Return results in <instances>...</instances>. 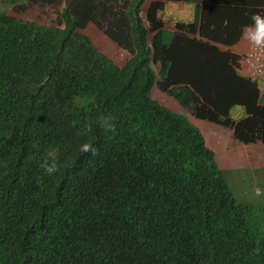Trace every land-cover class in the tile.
<instances>
[{"label":"trees","instance_id":"trees-1","mask_svg":"<svg viewBox=\"0 0 264 264\" xmlns=\"http://www.w3.org/2000/svg\"><path fill=\"white\" fill-rule=\"evenodd\" d=\"M255 15L264 0H1L0 264H264V189L244 187L264 172L238 151L221 169L190 120L264 147L231 50Z\"/></svg>","mask_w":264,"mask_h":264},{"label":"clouds","instance_id":"clouds-1","mask_svg":"<svg viewBox=\"0 0 264 264\" xmlns=\"http://www.w3.org/2000/svg\"><path fill=\"white\" fill-rule=\"evenodd\" d=\"M252 20H253V23L251 25H246L244 27L243 31H242V36H245L247 38V47H246V50L241 53L240 62L237 65V70H238L239 74L244 75L245 77H248V78H250L253 81L260 82V84H261V91L260 92L264 93V72L263 71L262 72H258L255 69H253L251 67H248L245 64L246 52L248 51V47L250 46V43L254 44L257 47L264 46V17H262L260 15H255V16H253ZM93 32L99 33L98 31H95V30H93L90 27L87 28V34L90 36L92 41H93L92 37L95 38L93 43H94V45L96 47V45H97L96 44V41H97L96 37L99 36V35H97L95 37L93 35ZM99 34H101V33H99ZM99 38H101V37L99 36ZM101 39L98 40V41L101 42V46H102V44L104 42H102ZM106 40H108V39H106ZM158 94L164 96L162 101H161V98H158L161 104L166 105V106L170 105V108L173 111H179L180 110V108L177 107V101L171 100L172 99L171 97L165 96L162 93H158ZM190 120L192 121L193 124L197 125L201 129V131H202V133H203V135L205 137L206 143H208L209 146H213V147L216 148L218 163H219L220 160H222L223 156L226 153H230L232 155L233 153L238 151V156H239V158H242V159H245V157L247 155L250 156V154L253 153L254 156H255L256 165L255 166L249 165V167H252L251 168V172L260 173V174L264 172V170H261V168H260V166H262L263 169H264V164H261V161L264 158V151L260 152V153H254L258 149L257 148L258 143H250V144L241 143L240 144V142H239L236 147H233L232 149H230L229 146H228V143H227L228 139L225 137V135H223V129L222 128H224V127L218 126L217 124H213L218 129L221 130V133L219 132V134L217 135V136H221V139L220 140H218V138L211 139V138H207L206 137L204 129H203V126H202L203 122H207V123H210V122H208L206 120H201V119H198V118H194V117H190ZM103 123H104V125H106L109 128L112 127V125L110 123H108V121H104ZM226 134H228L227 131H226ZM214 137H216V136H214ZM229 142L231 144V141H229ZM81 151L82 152H91L93 155L96 154V150L91 144L82 145ZM219 167L221 169H223V167L220 166V164H219ZM49 171H51V169H49Z\"/></svg>","mask_w":264,"mask_h":264},{"label":"rangeland","instance_id":"rangeland-1","mask_svg":"<svg viewBox=\"0 0 264 264\" xmlns=\"http://www.w3.org/2000/svg\"><path fill=\"white\" fill-rule=\"evenodd\" d=\"M16 14L20 16L19 13H16ZM40 15L41 14L39 12H35L32 15L26 16V17H32V19L36 20L37 17H39ZM45 15H46V13L45 14H42L41 17H45ZM52 16H53V14H51V16H49V17H52ZM38 20H36V21H38ZM93 35L95 37L97 35H99L102 38V39L99 38V36L96 37V39H97V41H96V44H97L96 47L98 49H100L101 51H103L104 53H106L107 55H109L110 57H112L114 60H118V61L122 60V56L120 55L121 54V51L118 48V46H116L112 42L106 40L102 34H99L97 32H93ZM92 38H93V41H94L95 38L94 37H92ZM100 39H101L102 42H104L102 44V46H101V42L98 41ZM242 42H243V40L241 42H239V43L234 44L233 46H231V49L232 50H236V49L239 50V47L241 46ZM244 50H245V47H244ZM155 94H156V97L161 98V101L163 100L164 96L159 95L157 92ZM202 126H203V129H204V132H205V135H206L207 138H211V139L218 138V140L221 139V136H217L219 134V132L221 133V130L218 129L216 126H214L211 123H207V122H203ZM222 129H223V135H225V137L228 139V142L227 143H228V146H229V144H230L229 141H231V138L226 134V131H227L226 128H222ZM214 136H216V137H214ZM263 151H264V147H259L257 149V151H255L254 153H258V152L260 153V152H263ZM222 160H223V158H222ZM222 160L219 161L220 166H223L225 164ZM246 161H249V155H247L245 157V159H243V163L246 162ZM240 169H242V168H239L236 171V174H238L237 175V178H240L241 179V178H244L245 177L244 180H247V177L245 175V170L240 171ZM240 179H238V180H240ZM256 185L259 186V188L264 189L263 186L259 185L257 182H253L252 180H248L246 182V184H244V187L247 188L246 192L248 193L249 199H251L253 197L252 189L255 188L256 191H259V188ZM235 189L236 188H234V194H235L236 198L237 199H241V197H239V194L240 193L237 192V190H235Z\"/></svg>","mask_w":264,"mask_h":264},{"label":"crops","instance_id":"crops-1","mask_svg":"<svg viewBox=\"0 0 264 264\" xmlns=\"http://www.w3.org/2000/svg\"><path fill=\"white\" fill-rule=\"evenodd\" d=\"M174 10L178 12V16H176V17H187L186 12L189 13L190 11L193 10V8L192 7H186L185 5L183 6L182 4L177 3L176 4V9H174ZM242 40H243V42H242L241 46L239 47V50H237V49L236 50H232L231 49L233 52H237V53L240 52V54H241L242 52H244L246 50L247 38L245 36H242L241 39L238 41V43L241 42ZM244 47H245V50H244ZM257 148H259V146H257ZM230 157H231V154L230 153H226L223 156V160L222 161L226 164V162L230 159ZM245 163L247 164V166H249V165L255 166L256 165L255 156H254L253 153L250 154L249 161H246ZM225 164L222 166L223 168L225 167ZM261 164H264V158L261 161Z\"/></svg>","mask_w":264,"mask_h":264},{"label":"built area","instance_id":"built-area-1","mask_svg":"<svg viewBox=\"0 0 264 264\" xmlns=\"http://www.w3.org/2000/svg\"><path fill=\"white\" fill-rule=\"evenodd\" d=\"M245 64L258 72H264V46L257 47L250 43L246 52Z\"/></svg>","mask_w":264,"mask_h":264}]
</instances>
